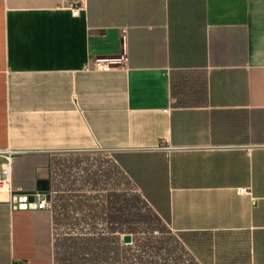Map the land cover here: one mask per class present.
I'll use <instances>...</instances> for the list:
<instances>
[{"label": "crops", "instance_id": "0c3cea01", "mask_svg": "<svg viewBox=\"0 0 264 264\" xmlns=\"http://www.w3.org/2000/svg\"><path fill=\"white\" fill-rule=\"evenodd\" d=\"M7 151L0 264H56L70 236L132 241L111 233L120 196L172 231L246 235V264H264V0H0V173ZM61 155L109 158L134 195L115 186L58 239ZM99 164L80 182L104 192Z\"/></svg>", "mask_w": 264, "mask_h": 264}, {"label": "rangeland", "instance_id": "374dc122", "mask_svg": "<svg viewBox=\"0 0 264 264\" xmlns=\"http://www.w3.org/2000/svg\"><path fill=\"white\" fill-rule=\"evenodd\" d=\"M100 162L104 169L97 168L105 170L108 181L104 188L108 190L95 192L88 185L83 187L80 181L85 178V173L82 170L89 172L91 169L95 173L96 165ZM112 168L109 158L105 156L101 158L96 156L93 158L58 156L53 174L56 188L52 191L53 203L57 208L56 234L58 239L64 237L65 233H69L71 230L82 229L83 221L90 213L88 207L84 205L104 203L107 195L114 193L115 186L124 189L125 193L133 198V188L128 185L118 171L112 170ZM75 178L79 181L76 183V188H72ZM109 178L111 179L109 180ZM100 186L102 188V185ZM70 189H78V191L74 192ZM93 200L95 202H92ZM138 211L146 213L145 206L137 205L134 212ZM135 227L137 230L131 233V243L127 244L121 239V248L116 264H246L249 258L248 238L243 234L196 233L186 234L182 237L180 232L172 231L165 224L160 226L151 220ZM160 227L164 229L158 231ZM98 228L100 231L104 229L101 226ZM83 231L89 232L91 229ZM114 243L111 241L109 245L111 253L115 251Z\"/></svg>", "mask_w": 264, "mask_h": 264}, {"label": "trees", "instance_id": "16d2710c", "mask_svg": "<svg viewBox=\"0 0 264 264\" xmlns=\"http://www.w3.org/2000/svg\"><path fill=\"white\" fill-rule=\"evenodd\" d=\"M120 203L118 207H115V215H111V233L124 232V230H130L135 232L137 230L136 225L145 223L149 220L162 224L161 220L154 214V212L147 207L143 200L136 196L134 201L128 199H122L120 196ZM143 204L146 208V213L134 212L135 205ZM117 206V205H116ZM163 227L158 229L162 230ZM186 234L196 233H180L182 237ZM66 249L60 255L56 249V264H116L117 256L121 248L120 238L117 236L111 237L108 235H100L99 237H68ZM111 241L115 243V251L111 253L109 251ZM57 248V244H56ZM112 255V256H111Z\"/></svg>", "mask_w": 264, "mask_h": 264}, {"label": "built area", "instance_id": "2783aa9c", "mask_svg": "<svg viewBox=\"0 0 264 264\" xmlns=\"http://www.w3.org/2000/svg\"><path fill=\"white\" fill-rule=\"evenodd\" d=\"M74 14L79 13V8H74ZM93 67L96 70H106L110 69V60L105 58H96L93 62ZM4 161L1 165V173H0V185H4L9 183L12 176V164H13V153L11 151H7L3 153ZM12 204L15 208H22V205H27L28 208L34 209H47L50 207V201L48 195L41 194L39 192H14ZM19 264H25L23 262Z\"/></svg>", "mask_w": 264, "mask_h": 264}, {"label": "water", "instance_id": "95a60500", "mask_svg": "<svg viewBox=\"0 0 264 264\" xmlns=\"http://www.w3.org/2000/svg\"><path fill=\"white\" fill-rule=\"evenodd\" d=\"M22 208H28V206L27 205H22ZM124 242H126V243L131 242V236L130 235H125L124 236Z\"/></svg>", "mask_w": 264, "mask_h": 264}]
</instances>
